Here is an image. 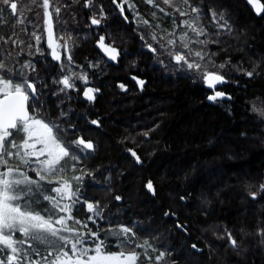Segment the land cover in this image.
<instances>
[{
	"label": "trees",
	"instance_id": "16d2710c",
	"mask_svg": "<svg viewBox=\"0 0 264 264\" xmlns=\"http://www.w3.org/2000/svg\"><path fill=\"white\" fill-rule=\"evenodd\" d=\"M43 1L13 0L15 13L0 3V63L14 84H34L30 114L55 125L70 152L43 180L35 157L28 165L9 158L36 181L21 185L32 191L15 203L53 220L65 215L53 204L71 205L80 223L67 224L84 246L94 247L89 233H98L106 253L135 252L136 264H264V13L257 17L245 0H121L126 24L113 0H48L57 39L68 50L58 66L43 45ZM90 16L98 29L90 28ZM97 33L119 49L116 66L94 48ZM173 54L184 60L175 63ZM205 72L224 77L217 91L226 100L208 102ZM79 73L99 90L93 104L59 83ZM130 75L144 80L141 91ZM21 136L13 131L9 139L20 143ZM79 136L93 143L92 152L73 143ZM121 227L131 229L126 242L112 235ZM48 239L52 246L18 244L13 264H49L60 242ZM64 250L71 255L70 245ZM7 255L0 248V260Z\"/></svg>",
	"mask_w": 264,
	"mask_h": 264
},
{
	"label": "snow or ice",
	"instance_id": "6c2138e0",
	"mask_svg": "<svg viewBox=\"0 0 264 264\" xmlns=\"http://www.w3.org/2000/svg\"><path fill=\"white\" fill-rule=\"evenodd\" d=\"M148 2L151 3L152 0H148ZM164 2L170 3V0H164ZM0 3L8 5L13 13L17 10V4L13 0H0ZM247 3L252 6L257 15L264 13V4H261L260 0H247ZM43 6L45 9L49 7L48 0H44ZM56 11L58 12L59 9ZM193 11H196V9H193ZM45 14L49 17V36L51 38V16L47 11ZM221 18H223L222 15ZM92 23L98 24L99 21L93 19ZM197 34L202 33L198 32ZM39 39L37 37V40ZM100 47L110 55L111 59L116 58V50L105 46L104 37H100ZM196 55L199 56L200 53H196ZM53 56L59 59L55 51H53ZM175 59L179 63L184 60V57L176 55ZM184 62L187 63V61ZM188 67L192 68L194 65L188 64ZM195 67L198 68L199 66L195 65ZM7 72L6 66L0 63V167L6 168V171H0V245L3 246V249L10 250L11 253L6 257V261L0 260V264H13V262L17 261L22 252V249L18 248L17 245L24 244L25 240L52 246L53 241L48 239L49 236L55 237L60 242V245L57 246L58 254L49 264H136L138 255L135 252L127 254L124 252L106 253L104 251L105 241L99 237L98 233H89L94 238V247L84 246L85 241L80 233L67 224V221L80 223V221L75 220L72 216L71 205L61 206L59 203L53 204V207L59 212L65 213V215L53 220L45 218L40 211L31 210L27 207L22 208L21 205L15 203L27 195L28 192L32 191L28 187L22 188L21 185H32L36 181L31 180L24 172L20 171L19 166H9V158H18L21 163L28 165L32 163L31 158L35 157L36 161L42 166L41 170L37 171V175L43 180L45 178L44 174H51L57 171V165L60 164L64 157L69 156L70 147L62 143L53 134L55 125L50 127L42 119H37L34 115L30 114L27 102L30 96L35 99L36 88L34 84L27 83L26 81L14 84L12 78L7 77ZM252 74V72L247 73L248 76H252ZM204 77L210 88H215L216 83L224 82V77L219 74L205 72ZM60 82L65 88L72 87L68 77H65ZM137 83L143 87L144 82L142 80L137 81ZM123 87L124 85H121V88ZM28 89L31 91H27ZM92 93L93 89L89 88L84 95L89 100H93L95 97ZM222 97H224V93L216 91L214 95L208 96V99L216 101L217 98ZM228 98L231 99V97ZM92 123L96 124L97 121L93 120ZM13 131L22 134V142L17 143L15 139H9L13 136ZM73 143L82 145L84 149H94L93 143L85 141L83 138L76 139ZM38 144L41 145L39 149H37ZM131 155L136 158L137 163L141 162L139 156L134 151L131 152ZM41 156H45L46 158L40 160ZM146 187L149 191L154 192L151 181L147 182ZM261 187L264 188V185ZM63 190L66 192L68 198L71 199L73 193H71L70 186L67 183L63 186ZM53 191L60 193L62 189L57 187ZM61 198L63 199V197ZM44 199L51 201L53 198L45 195ZM116 199H120V197H116ZM87 208L89 212L99 214L98 209L92 203H89ZM54 225H61L62 227L56 228ZM61 232H70L75 239L72 240L60 235ZM130 232V228L121 227L119 231L113 232L112 235L120 239L121 242H126ZM16 233H19L25 239H15L14 234ZM228 239L232 247H237V241L230 233L228 234ZM69 245L71 255H69V251L64 250ZM29 247H32V245L29 244ZM51 254L49 252V255Z\"/></svg>",
	"mask_w": 264,
	"mask_h": 264
},
{
	"label": "water",
	"instance_id": "95a60500",
	"mask_svg": "<svg viewBox=\"0 0 264 264\" xmlns=\"http://www.w3.org/2000/svg\"><path fill=\"white\" fill-rule=\"evenodd\" d=\"M245 2H246V4L248 5V7L255 13V15L258 17V16H260V15H257L256 14V12H255V10L252 8V6L251 5H249L248 3H247V0H245ZM49 3V2H48ZM261 3V2H260ZM43 5H44V1H43ZM117 10H118V12L120 13V16H121V18L124 20V22L125 23H127V18H126V16H125V12H124V9L122 8V7H118L117 8ZM46 11H47V13H49L50 14V16H51V38H50V36H49V25H48V19H49V17L45 14L46 13ZM92 21H93V19H90V26L91 27H98L99 26V23L98 24H93L92 23ZM43 26H44V28H43V31H44V46H45V49L48 51V57H49V60L52 62V63H54V64H60L61 63V60H62V55H61V53L58 51V48H57V41H56V36H55V28H54V23H53V19H52V14H51V11H50V5H49V7L47 8V9H45L44 8V6H43ZM105 44V43H104ZM51 45V46H50ZM105 46L106 47H109V48H112V47H110V46H108V45H106L105 44ZM95 47H96V49L98 50V52L100 53V55L104 58V59H106L109 63H111V64H113V65H117V63H118V60L120 59V56H119V54L117 53V51H115V56H116V58L115 59H111L110 58V55L108 54V53H106L105 52V50L103 49V48H101L100 47V41L99 42H97L96 44H95ZM53 51H55V53H56V55L59 57V59H56V58H54V56H53ZM151 51V50H150ZM174 61H175V63H178L177 61H176V59H174ZM134 79V78H133ZM134 81H135V83L138 85V87L139 88H141V85L140 84H138L137 83V81H139L138 79H134ZM223 84V82L222 83H216L215 84V88H210L209 86H208V83L206 82V80H205V83H204V88L205 89H207V90H209V91H211L213 94L212 95H214L215 94V92L217 91V89L221 86ZM144 85V84H143ZM30 90V89H29ZM31 91V90H30ZM83 98L85 99V100H87L88 98L83 94ZM227 99V97L224 95V97H222V98H217V100L218 101H223V100H226ZM208 102H214V101H211V100H209L208 99ZM27 104H28V102H27ZM82 146V145H81ZM87 152H92V150H89V149H85ZM131 152L132 151H130L129 152V154L131 155ZM132 156V155H131ZM133 157V156H132ZM135 158V157H134ZM136 159V158H135ZM146 189H147V187H146ZM147 191L151 194V195H153L154 194V192L153 191H149L148 189H147Z\"/></svg>",
	"mask_w": 264,
	"mask_h": 264
},
{
	"label": "flooded vegetation",
	"instance_id": "af4514ba",
	"mask_svg": "<svg viewBox=\"0 0 264 264\" xmlns=\"http://www.w3.org/2000/svg\"><path fill=\"white\" fill-rule=\"evenodd\" d=\"M112 3H113V5L114 6H116V9L120 6V7H122L123 8V2L120 0V3H117V0H113L112 1ZM124 9V8H123ZM118 11V10H117ZM124 12H125V9H124ZM119 13V12H118ZM52 14V13H51ZM120 14V13H119ZM125 16H126V12H125ZM53 18V17H52ZM126 18H127V16H126ZM90 19H95V20H98V19H96V17H93V16H90L89 17V20H88V22L90 21ZM99 21V20H98ZM128 22H129V20L127 19V23L126 24H128ZM90 23V22H89ZM99 25H100V21H99ZM100 26H98V27H91L90 26V28H92V29H98ZM55 36H56V41H57V48H58V51L61 53V55H62V60H61V63L63 62V59L65 58V57H67L68 56V50H67V47H65L64 46V44H63V42L61 43V41H63L64 40V38L63 39H57V35H56V31H55ZM100 37H104V43L106 44V45H108V46H110V47H112V48H114L116 51H117V53L119 54V56H120V51H119V49L117 48V46H114L113 45V42H109V40L105 37V35L104 34H102V33H97L96 34V37H95V39H94V44H93V46H94V48L96 49V47H95V44L97 43V42H99L100 41ZM44 45V44H43ZM147 48H148V50H151L150 49V46L148 47L147 46ZM44 49H45V46H44ZM46 50V49H45ZM97 50V49H96ZM98 51V50H97ZM46 52H47V54H48V51L46 50ZM151 52H153V50H151ZM99 53V52H98ZM100 54V53H99ZM101 56V55H100ZM49 58V57H48ZM101 58L104 60V61H106L107 63H109L106 59H104L102 56H101ZM61 63L60 64H56V65H61ZM66 76H63V77H61V78H59V81H62L64 78H65ZM81 78H83L84 80H85V82L83 83V84H79V85H76V86H74L73 84H72V82H70V84L72 85V87H70V88H65V86L61 83V86L62 87H64V89H67V90H71V88L75 91V93H77V92H79V93H81V99L84 101V102H86V103H88V104H93L94 103V101H95V99H96V97L99 95V90L98 89H96V87L89 81V79L87 78V76L85 75V76H83V77H81ZM133 78H135V79H138L139 80V78H137V77H134V76H132V75H130L129 76V80L132 82V83H134L135 85H137L136 83H135V81H134V79ZM143 82H144V80H143ZM145 84V83H144ZM144 86V85H143ZM89 88H91V89H93V93H92V95L95 97L93 100H89V99H87V100H85L84 98H83V94L89 89ZM137 88H138V90L139 91H141L142 89H143V87H141V88H139L138 87V85H137ZM126 90V89H125ZM77 91V92H76ZM79 138H81L80 136L77 138V139H79ZM80 147H82L83 148V146H81L80 145Z\"/></svg>",
	"mask_w": 264,
	"mask_h": 264
},
{
	"label": "rangeland",
	"instance_id": "374dc122",
	"mask_svg": "<svg viewBox=\"0 0 264 264\" xmlns=\"http://www.w3.org/2000/svg\"><path fill=\"white\" fill-rule=\"evenodd\" d=\"M123 2V1H122ZM170 2H171V0H170ZM11 10V9H10ZM131 21H132V23L133 24H135V20L133 21V19H131ZM135 34V33H134ZM137 37L139 36V34H135ZM139 37H141V36H139ZM157 53H158V51L157 50H154L153 51V54H155V55H157ZM174 56H176V55H180V54H173ZM181 56V55H180ZM156 57V56H155ZM172 58V57H171ZM156 59H157V57H156ZM160 65V67L161 68H164L166 65H161V64H159ZM83 76H85L84 74H77V78L76 79H70L69 78V81L70 82H72V84L74 85V86H76V85H79L80 83L81 84H83L84 82H85V80L83 79V78H81V77H83ZM61 78V77H60ZM204 81H205V78H204ZM59 83H60V81H59ZM58 131H60V130H58ZM41 146V145H40ZM38 147V146H37ZM41 167L42 166H39V169H41ZM3 171H6V169L5 170H3ZM59 227H61V226H59ZM0 248H3V246L2 245H0ZM11 253H10V250H9V255H10ZM8 256V255H7Z\"/></svg>",
	"mask_w": 264,
	"mask_h": 264
}]
</instances>
